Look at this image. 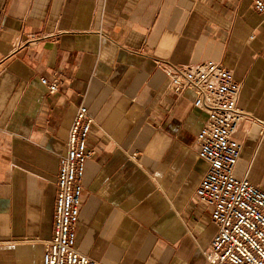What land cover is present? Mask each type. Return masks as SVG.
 Returning <instances> with one entry per match:
<instances>
[{"label":"crops","instance_id":"obj_1","mask_svg":"<svg viewBox=\"0 0 264 264\" xmlns=\"http://www.w3.org/2000/svg\"><path fill=\"white\" fill-rule=\"evenodd\" d=\"M219 62L241 83L237 177L264 190V14L252 0H0V264H42L76 109L93 120L75 247L100 264H206L215 233L194 94L166 65ZM56 74L49 94L42 76Z\"/></svg>","mask_w":264,"mask_h":264},{"label":"built area","instance_id":"obj_2","mask_svg":"<svg viewBox=\"0 0 264 264\" xmlns=\"http://www.w3.org/2000/svg\"><path fill=\"white\" fill-rule=\"evenodd\" d=\"M252 6L264 14V0H252ZM162 68L167 89L178 95L191 90L193 106L207 115L196 134L198 155L207 170L194 192L196 203L209 208L215 226L210 244L202 251L206 264H264V190L234 174L241 151L234 133L240 121L252 119L237 105L241 83L231 70L213 60ZM39 81L49 94L60 86L56 74ZM92 124L87 106L79 105L59 160L52 234L42 240V264H100L75 247L82 179L95 153L88 145ZM260 132L264 133V121Z\"/></svg>","mask_w":264,"mask_h":264}]
</instances>
